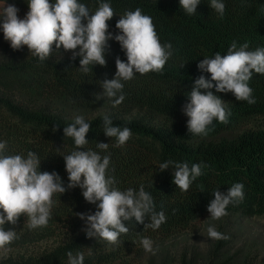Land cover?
Segmentation results:
<instances>
[{
    "label": "trees",
    "instance_id": "obj_1",
    "mask_svg": "<svg viewBox=\"0 0 264 264\" xmlns=\"http://www.w3.org/2000/svg\"><path fill=\"white\" fill-rule=\"evenodd\" d=\"M26 2L6 0L23 18L28 11ZM78 2L85 4L90 14L101 3H110L115 14L107 23L113 37L119 32L115 25L120 16L140 8L152 18L160 42L172 45L173 55L162 74L137 73L133 79L122 81L125 99L113 107L107 97L96 100L95 94L103 91L101 81L114 78L116 58L127 61L115 39L108 41L106 66L94 65L84 74L79 69L80 57L73 59L72 51L53 45L50 57L40 61L26 46L13 50L0 27V142H6L4 154L26 158L29 151L34 152L41 161L40 171L56 172L67 188L63 156L77 149L72 138L64 137L63 127L82 116L91 129L86 135L89 142L81 150L109 155L108 175L115 177V186L121 191H139L143 185L153 198L154 210L165 213L166 222L152 230L145 227L150 214L145 215L144 224L134 218L125 221L129 232L120 235L118 245L88 238L79 214L94 213L96 205L85 201L79 187L68 189L54 194L47 227L29 229L24 216L16 225L5 224V230L16 231L17 239L7 256L0 255V264H69V251L73 256L83 253L84 264H127L129 256L144 252L143 238H149L155 250L146 264H237L236 257L225 254L227 240L215 241L202 258L186 250L170 252L168 246L160 245L209 215L207 207L213 193H226L234 183L244 184V199L229 204L226 210L244 218L264 214V125L248 126L264 117V75L253 73L249 81L256 100L253 105L237 101L231 92L212 89L231 115L227 124L214 120L207 136L188 132L189 118L183 111L190 102L188 93L195 79L201 75L210 79V74L198 69L205 57L212 58L217 52L226 55L233 41L237 49L245 43L249 51L264 48V0H221L225 4L223 17L210 7V0H201L194 15L184 12L179 0ZM105 115L114 126L130 128L132 135L124 146L116 147V138L105 135ZM53 125L60 127L54 132ZM100 142L109 143L107 151L96 148ZM167 161L186 162L190 168L200 164L203 174L182 192L173 183L174 166L159 169Z\"/></svg>",
    "mask_w": 264,
    "mask_h": 264
},
{
    "label": "clouds",
    "instance_id": "obj_2",
    "mask_svg": "<svg viewBox=\"0 0 264 264\" xmlns=\"http://www.w3.org/2000/svg\"><path fill=\"white\" fill-rule=\"evenodd\" d=\"M201 0H179L181 8L189 15L196 13ZM28 11L23 19L18 17L19 9L7 4L0 6V27L4 40L13 50L27 47L29 53L40 61L47 60L52 51L61 47L72 51V58L80 57L79 69L87 74L94 65L106 66L105 51L108 41L115 39L124 50L127 61L119 57L115 60L116 72L113 79L100 82L103 89L95 94L96 100L107 97L112 106L120 105L125 96L124 84L135 74L145 75L150 72L163 73L166 62L173 55L172 45L162 44L150 16L142 14L140 8L127 11L117 21L118 34L108 31V21L114 16L110 3L103 2L94 14L78 0H27ZM210 7L223 17L225 4L221 0H210ZM86 21V23H85ZM247 43L237 49L232 42L226 55L215 53L212 58L205 57L198 64L201 72L210 74L195 79L192 90L188 93L190 102L184 108L188 132L195 136H207L213 121L227 124L230 110L217 93L231 92L237 101H246L249 105L256 103L253 90L249 86L253 73L264 75V48L247 50ZM79 49V52H76ZM92 66L90 69L89 66ZM204 90V91H202ZM60 126L53 125L55 132ZM91 124L82 116H77L73 123L63 127L64 137L74 140L77 150L63 156L68 174L67 188L56 172L40 171V160L34 152L27 157L22 155H5L6 142H0V255L7 256L10 245L17 239L16 231L5 230L6 223L16 225L21 216L27 217L29 229L47 227L54 194H63L68 189L79 187L86 202L96 205L97 210L91 214H79L85 221L86 236L99 238L109 245H118L121 234H127L129 228L125 221L144 224L145 215L150 214V223L146 228L157 230L166 222L163 211L154 210V201L150 193L141 185L139 191L127 189L121 191L114 176L108 175L110 156L97 151L85 149L88 144L87 133ZM103 131L107 137L116 138V147H122L131 138L128 127L114 126L112 119L103 117ZM109 143H96V148L107 151ZM174 166L173 183L187 192L197 177L201 176L200 164L175 163L167 161L159 165L160 171ZM206 167V165H205ZM114 171V169H113ZM207 207L212 220H220L227 213V206L244 199V184L234 183L226 193L216 190ZM207 237L212 240H224L229 237L217 231L214 226L207 228ZM145 252L155 255L153 242L149 238L141 240ZM69 264H84V254L67 253Z\"/></svg>",
    "mask_w": 264,
    "mask_h": 264
},
{
    "label": "rangeland",
    "instance_id": "obj_3",
    "mask_svg": "<svg viewBox=\"0 0 264 264\" xmlns=\"http://www.w3.org/2000/svg\"><path fill=\"white\" fill-rule=\"evenodd\" d=\"M3 2H0V6ZM18 17L23 19L18 12ZM264 125V117L254 119L248 126ZM227 215L220 220H212L210 214L199 219L188 230L172 241H165L161 247L168 246L170 252L187 251L195 253L200 258L204 257L211 245L217 241L207 237V228L215 229L229 237L226 244V255L236 257V263L264 264V214L251 217H238L227 211ZM144 250V249H143ZM149 252L132 254L127 259V264H146Z\"/></svg>",
    "mask_w": 264,
    "mask_h": 264
}]
</instances>
